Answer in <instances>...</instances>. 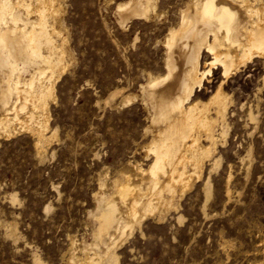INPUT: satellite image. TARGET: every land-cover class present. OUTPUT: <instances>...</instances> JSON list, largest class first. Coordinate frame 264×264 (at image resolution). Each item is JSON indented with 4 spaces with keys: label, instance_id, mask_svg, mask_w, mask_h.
Masks as SVG:
<instances>
[{
    "label": "bare ground",
    "instance_id": "1",
    "mask_svg": "<svg viewBox=\"0 0 264 264\" xmlns=\"http://www.w3.org/2000/svg\"><path fill=\"white\" fill-rule=\"evenodd\" d=\"M68 1L0 0V145L27 136L39 163L53 155L51 146L59 141L52 108L58 103L59 82L73 75L76 64L67 24ZM167 1L104 2L113 5L115 23L123 32L134 21L164 28L155 43L162 47L161 69L144 71L135 90L115 86L97 99L96 104L108 110L140 105L142 140L134 142L117 167L110 170L103 165L98 171L84 223L89 239L67 234L63 264H119L118 251L135 233L145 235V222L162 223L176 213L182 223L181 201L197 185L204 198L201 212L204 217L211 215L207 212L211 177L221 166L218 148L227 143L231 127L233 96L224 84L255 59L264 64V0H183L172 19L163 8ZM102 24L107 25L105 19ZM214 70L220 79L202 98L198 92ZM247 117L257 123L251 108ZM245 159L247 177L253 161L251 147L240 158ZM231 178L228 171L226 201L236 192ZM9 198L17 201L15 194ZM49 209L50 204L45 206ZM1 226L19 238L15 223L0 220ZM254 227L259 235L260 228ZM219 233L223 257L213 264H228L231 251L246 256V264H264V239L250 252L242 249L240 240ZM39 262L34 256L33 264Z\"/></svg>",
    "mask_w": 264,
    "mask_h": 264
},
{
    "label": "rangeland",
    "instance_id": "2",
    "mask_svg": "<svg viewBox=\"0 0 264 264\" xmlns=\"http://www.w3.org/2000/svg\"><path fill=\"white\" fill-rule=\"evenodd\" d=\"M104 2L68 1L67 24L76 64L73 75L59 82L58 103L52 108V124L59 135L51 146L53 155L39 163L27 136L0 145V220L15 223L19 232L15 239L7 226L0 227V264H33L34 256L39 264H63L67 234H86V210L92 206L98 171L103 165L110 170L117 167L129 156L134 142L142 140L144 112L140 105L108 110L96 102L115 86L135 90L144 71L161 69L162 47L155 43L164 28L134 21L123 32L115 23L113 5ZM181 2L168 0L163 6L170 12L168 19ZM103 19L107 25L102 24ZM263 74L264 64L255 59L224 84L233 96L231 127L227 143L218 148L221 166L211 177L213 191L207 207L211 215L202 214L203 193L195 186L181 201L182 223L176 213L162 223L145 222V235L135 233L118 251L119 264H213L223 257L218 245L220 230L224 237L240 240L242 249L250 252L264 239ZM207 78L198 92L202 98L213 91L220 74L214 70ZM249 108L256 115V124L247 117ZM250 147L253 161L246 177L248 160L240 158ZM228 171L236 191L230 201L224 196ZM11 194L17 201L12 202ZM254 225L260 228L259 235ZM230 254L228 264H246L242 253Z\"/></svg>",
    "mask_w": 264,
    "mask_h": 264
}]
</instances>
